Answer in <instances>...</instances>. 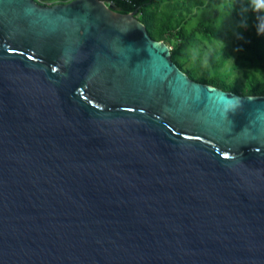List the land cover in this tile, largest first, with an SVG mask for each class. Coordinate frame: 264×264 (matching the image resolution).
<instances>
[{"label": "water", "instance_id": "95a60500", "mask_svg": "<svg viewBox=\"0 0 264 264\" xmlns=\"http://www.w3.org/2000/svg\"><path fill=\"white\" fill-rule=\"evenodd\" d=\"M136 14L0 0V264H264V96Z\"/></svg>", "mask_w": 264, "mask_h": 264}, {"label": "trees", "instance_id": "16d2710c", "mask_svg": "<svg viewBox=\"0 0 264 264\" xmlns=\"http://www.w3.org/2000/svg\"><path fill=\"white\" fill-rule=\"evenodd\" d=\"M40 5L72 0H35ZM149 37L170 48L191 80L242 96H264V0H133Z\"/></svg>", "mask_w": 264, "mask_h": 264}, {"label": "built area", "instance_id": "2783aa9c", "mask_svg": "<svg viewBox=\"0 0 264 264\" xmlns=\"http://www.w3.org/2000/svg\"><path fill=\"white\" fill-rule=\"evenodd\" d=\"M99 2H102L106 6L114 8V3L115 2H120L122 4H126L128 6H131L132 8L135 7V4L133 3V0H98ZM137 11V10H134ZM170 49V48H169Z\"/></svg>", "mask_w": 264, "mask_h": 264}]
</instances>
